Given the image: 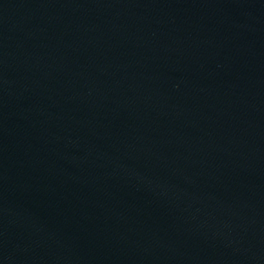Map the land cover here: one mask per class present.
I'll use <instances>...</instances> for the list:
<instances>
[{"label": "water", "instance_id": "water-1", "mask_svg": "<svg viewBox=\"0 0 264 264\" xmlns=\"http://www.w3.org/2000/svg\"><path fill=\"white\" fill-rule=\"evenodd\" d=\"M0 264H264V0H0Z\"/></svg>", "mask_w": 264, "mask_h": 264}]
</instances>
